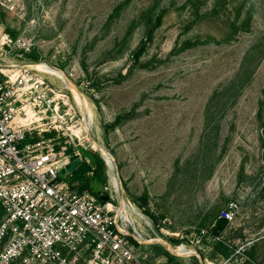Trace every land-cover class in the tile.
Returning a JSON list of instances; mask_svg holds the SVG:
<instances>
[{
    "label": "rangeland",
    "instance_id": "374dc122",
    "mask_svg": "<svg viewBox=\"0 0 264 264\" xmlns=\"http://www.w3.org/2000/svg\"><path fill=\"white\" fill-rule=\"evenodd\" d=\"M19 5L0 6V34L31 44L11 60L50 73L65 118L55 125L73 137L78 130L91 161L63 179L94 192L121 179L151 221L142 264H264V0ZM41 135L73 149L54 130L30 139ZM231 202L241 229L216 227L224 243L189 246L190 233Z\"/></svg>",
    "mask_w": 264,
    "mask_h": 264
},
{
    "label": "built area",
    "instance_id": "2783aa9c",
    "mask_svg": "<svg viewBox=\"0 0 264 264\" xmlns=\"http://www.w3.org/2000/svg\"><path fill=\"white\" fill-rule=\"evenodd\" d=\"M21 1L0 0V6L17 12ZM30 46L23 37L0 34V264H142L138 246L152 241L144 238L151 221L142 207L124 195L121 179L109 178L98 192L81 191L60 174L76 158L82 164L91 161L78 146L79 131L74 133L77 144L73 135L55 125L65 118L60 106H55L46 76L50 73L11 60ZM53 130L58 137H70L71 152L66 145L55 146L50 136L30 139L36 132ZM70 140L66 138L65 143ZM95 172L93 165L88 174ZM238 210V204L231 202L218 218L234 224ZM223 234L215 221L198 234L191 232L188 242L200 243L209 237L224 242ZM179 246L189 249L187 243Z\"/></svg>",
    "mask_w": 264,
    "mask_h": 264
},
{
    "label": "water",
    "instance_id": "95a60500",
    "mask_svg": "<svg viewBox=\"0 0 264 264\" xmlns=\"http://www.w3.org/2000/svg\"><path fill=\"white\" fill-rule=\"evenodd\" d=\"M82 165V161L79 158H76L75 160L71 161L65 168L61 169L60 174L64 177L70 174L72 171L77 169L79 166ZM169 248L171 247L170 244H168Z\"/></svg>",
    "mask_w": 264,
    "mask_h": 264
},
{
    "label": "crops",
    "instance_id": "0c3cea01",
    "mask_svg": "<svg viewBox=\"0 0 264 264\" xmlns=\"http://www.w3.org/2000/svg\"><path fill=\"white\" fill-rule=\"evenodd\" d=\"M238 224L237 223H234V224H231V225H227L226 224V222L224 223V228H223V230H229V232L230 233H232L233 231H238V230H240L241 228L240 227H236ZM261 237H259V238H257V240H259ZM238 240V239H237ZM256 239H254V241H255ZM214 242V241H213ZM224 243V242H223ZM188 244H189V242H188ZM191 244H189V246H190ZM208 247L205 245H202V249L204 250V251H207L206 249H207Z\"/></svg>",
    "mask_w": 264,
    "mask_h": 264
},
{
    "label": "trees",
    "instance_id": "16d2710c",
    "mask_svg": "<svg viewBox=\"0 0 264 264\" xmlns=\"http://www.w3.org/2000/svg\"><path fill=\"white\" fill-rule=\"evenodd\" d=\"M1 214H2V212H1ZM0 214V215H1ZM3 216V215H2ZM215 221H216V227L218 228V227H221V228H223L224 227V223L226 222L225 220H223V219H219L218 217L215 219Z\"/></svg>",
    "mask_w": 264,
    "mask_h": 264
},
{
    "label": "bare ground",
    "instance_id": "6f19581e",
    "mask_svg": "<svg viewBox=\"0 0 264 264\" xmlns=\"http://www.w3.org/2000/svg\"><path fill=\"white\" fill-rule=\"evenodd\" d=\"M63 76H64V78H65V80L70 84V86H71V82L67 79V77L65 76V74L63 73ZM95 148H97L96 147V144H95ZM109 156L111 157V159H112V156L109 154ZM112 178H114V177H112Z\"/></svg>",
    "mask_w": 264,
    "mask_h": 264
}]
</instances>
